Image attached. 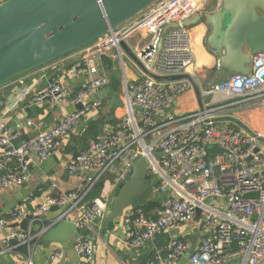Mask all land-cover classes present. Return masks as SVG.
<instances>
[{"label": "built area", "instance_id": "built-area-1", "mask_svg": "<svg viewBox=\"0 0 264 264\" xmlns=\"http://www.w3.org/2000/svg\"><path fill=\"white\" fill-rule=\"evenodd\" d=\"M6 1L0 0V4ZM210 1L156 0L116 32L110 31L82 48L80 54L86 64L77 65L68 74L88 75V85L71 99L63 92L62 81L52 82L37 101L72 100L83 108L67 114L36 138L17 145L13 144L18 138L16 129L3 126L0 147L12 149L0 154L1 188L22 185L30 171L33 153L40 161L47 160L56 152L59 141L88 112L101 107L98 99L89 104L83 101L84 97H93L110 85L102 63L96 65L90 58L109 51H115L122 58V43L135 35L147 34L149 42L143 48L146 52L142 49L137 53L145 70L160 77L194 71L196 57L186 23L202 15ZM216 64L222 68L220 58ZM145 70L139 68L136 80L125 81L126 117L70 161L68 171L79 180L76 191L48 197L36 209L28 231L13 229L8 240L17 239L20 246L30 247L34 223L42 221L53 207L65 210L62 217L78 208L81 214L77 227L83 235L74 249L81 256L79 264H92L95 249L87 233L105 217L109 198L89 197L108 174L111 177L105 182L111 189L128 182V170L138 157H145L149 162L152 190L165 197L151 211L133 207L126 212L124 221L130 228L131 246L143 250L166 233L190 227L194 222L198 225L193 229L194 239L187 238L186 233L173 235L165 248L167 255L156 246L142 264H180L195 239L198 240L196 247L186 264H264V134H253L219 121L229 107L250 98L261 99L264 106V53L254 58L249 75H234L201 89V97L214 99L225 95L226 99L240 97L241 101L226 105L207 102L194 112L174 109L176 97L193 88L189 80L160 81ZM26 126L32 129L33 122L27 120ZM157 152L163 156L156 157ZM14 161L18 168H8ZM250 193L260 196L246 199ZM27 215L26 203L16 205L6 217L0 218V228L20 223ZM64 257L63 249L49 255L55 264H62ZM28 264L33 262L30 260Z\"/></svg>", "mask_w": 264, "mask_h": 264}, {"label": "crops", "instance_id": "crops-1", "mask_svg": "<svg viewBox=\"0 0 264 264\" xmlns=\"http://www.w3.org/2000/svg\"><path fill=\"white\" fill-rule=\"evenodd\" d=\"M221 0L208 2L203 13L215 12L219 9ZM190 35L192 39L193 51L196 57V69L191 71L190 77L200 89L213 83L228 80L229 72L216 67L219 57L216 52L206 44V36L203 29L192 26ZM149 42L147 34L135 35L121 46L122 58L115 51H109L105 55L92 57L96 65L102 63L105 71L110 77V85L103 88L93 97H84L86 104L98 99L101 107L93 109L87 113L67 136L59 141L56 152L45 161H40L38 155L31 156L30 171L27 179L22 185H12L8 189L0 186V218L8 215V212L19 204H27L28 214L35 215L36 209L48 197H60L76 191L78 187V177L68 171L70 161L80 152L85 150L88 144L101 138L107 131L115 128L126 117L124 106L125 81L131 82L138 78L141 68L135 57L138 51L142 50ZM82 50V49H81ZM138 59V57H137ZM139 60V59H138ZM85 58L80 54V50L61 58L49 65L39 68L25 75L18 76L0 86V135L3 126H12L16 129L18 137L30 131L40 130L41 133L53 128L57 122L72 112L78 111V105L72 100L64 103H51L48 100L37 101V97L45 93L52 82L62 81L65 95L71 99L80 93L88 85V75H69L68 71L79 64H86ZM142 69V68H141ZM28 93L19 101L20 96ZM250 96V95H249ZM225 95H217L214 99L209 97H199L197 89L193 88L177 96L174 109L182 112H194L200 109L205 103L212 104H234L242 99L240 97L229 98ZM27 120L33 122V128L26 126ZM101 120L102 125L95 133L87 132L90 122ZM223 124H228L244 129L253 134H264V106L261 99L253 97L243 104L229 107L225 114L219 118ZM5 149L0 147V154ZM17 163V162H14ZM14 166L12 169H17ZM119 188L111 189L105 181L99 194L93 191L89 199H96L102 196L111 198L118 194ZM153 197L146 196L148 202L159 203L164 199L153 190ZM142 199V198H139ZM144 199V198H143ZM138 205V206H141ZM134 206V207H138ZM65 210H58L53 207L50 212L43 217L40 222L34 223L32 234L34 236L30 247L19 244L10 245L9 235L13 230L12 226L0 228V264H28L31 260L33 264H55L49 259V255L56 250H65V257L62 264L70 263V251H75V243L83 235L79 230L68 244H62L56 240H48V231L42 230L51 227L64 215ZM80 209H73L68 213L69 220L78 223L80 220ZM197 222L190 225L191 229H196ZM181 227L173 234L183 233ZM130 228L126 225L124 218L117 222H107V217L97 221L93 230L88 231L87 237L90 239L95 249V258L92 264H142L144 257L152 253L154 244L147 245L143 250H136L130 244ZM27 248L26 251L23 248ZM156 247V246H155ZM4 251V252H2Z\"/></svg>", "mask_w": 264, "mask_h": 264}, {"label": "water", "instance_id": "water-1", "mask_svg": "<svg viewBox=\"0 0 264 264\" xmlns=\"http://www.w3.org/2000/svg\"><path fill=\"white\" fill-rule=\"evenodd\" d=\"M155 1L7 0L0 4V86L81 50L110 31L116 32ZM198 25L204 31L206 44L217 53L222 69L228 71L230 76L249 75L254 58L264 53V0H221L217 11L197 15L186 23L189 28ZM121 46L125 48L126 44L122 43ZM142 52L145 53L146 49ZM135 59L145 70L137 57ZM145 72L160 81L187 79L201 96V89L188 74L160 77L147 70ZM82 108V104L77 107L78 110ZM40 134V130L30 131L15 139L13 144L28 142ZM3 149L11 150L12 147ZM155 155L158 158L163 156L160 152ZM148 175V160L138 157L128 170L129 181L119 185L118 194L107 200L104 211L107 222L124 218L139 198H146L147 195L153 197V184L148 181ZM259 196V193H250L245 198ZM67 215L40 234L49 230L48 240L68 244L78 227ZM34 218L33 214H28L12 228L28 231ZM173 235L166 233L158 237L153 242L154 246ZM197 241L194 240L191 250L180 264H186ZM9 244L16 245L19 241L11 239ZM69 255L70 263L81 262V256L76 251H70Z\"/></svg>", "mask_w": 264, "mask_h": 264}, {"label": "trees", "instance_id": "trees-1", "mask_svg": "<svg viewBox=\"0 0 264 264\" xmlns=\"http://www.w3.org/2000/svg\"><path fill=\"white\" fill-rule=\"evenodd\" d=\"M101 125H102V121L101 120H97V121L90 122L89 125H88V128H87V132H89V133H95L96 130L99 127H101ZM14 162H16V161H14ZM14 162L10 163L9 166H8V168L12 169L14 166H17L18 167V164L17 163H14ZM102 186H103V182H100L98 184V186L96 187V189L94 190L95 192H97V195L99 194L100 190H102ZM158 206H159V203H156V202H148V203H146L144 205L139 206L138 208H141L144 211H151V210L155 209ZM160 245H161V242L158 244L157 247H160ZM23 250L26 251L27 248L25 247V248H23ZM152 253H153V251H152ZM152 253H150L148 256H150ZM144 260H145V257H144Z\"/></svg>", "mask_w": 264, "mask_h": 264}, {"label": "rangeland", "instance_id": "rangeland-1", "mask_svg": "<svg viewBox=\"0 0 264 264\" xmlns=\"http://www.w3.org/2000/svg\"><path fill=\"white\" fill-rule=\"evenodd\" d=\"M108 177H111V174H108L104 177L103 181L104 182ZM148 181H151V177L150 175H148ZM118 190V189H117ZM119 192V190H118ZM147 198H144V199H138L135 203V206H138V205H141L142 203H144ZM139 207V206H138ZM183 233H186L187 234V238L189 239H194L195 238V235L193 234V229H189V230H185L183 231ZM170 244L169 240H162L161 241V245H160V249H162L164 251V254L167 255V251L165 250L166 247H168ZM153 251L155 250V246L152 247Z\"/></svg>", "mask_w": 264, "mask_h": 264}]
</instances>
